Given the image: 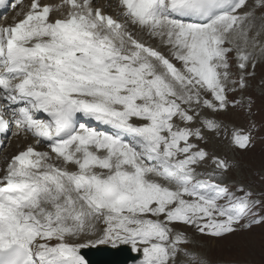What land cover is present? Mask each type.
Instances as JSON below:
<instances>
[{
	"label": "snow or ice",
	"instance_id": "6c2138e0",
	"mask_svg": "<svg viewBox=\"0 0 264 264\" xmlns=\"http://www.w3.org/2000/svg\"><path fill=\"white\" fill-rule=\"evenodd\" d=\"M116 8L31 0L22 19L0 26V134L14 125L12 135L36 138L0 168V264H88L81 250L99 245H129L139 264H200L175 225L215 239L264 226V201L243 186L242 196L230 191L225 159L213 156L211 172L194 167L209 152L193 140H208L202 128L227 136L212 116L251 114L255 100L243 93L256 76L249 45L264 31V0H117ZM78 114L116 131L78 125ZM231 139L241 150L255 145L240 128ZM42 142L50 151L37 150Z\"/></svg>",
	"mask_w": 264,
	"mask_h": 264
},
{
	"label": "rangeland",
	"instance_id": "374dc122",
	"mask_svg": "<svg viewBox=\"0 0 264 264\" xmlns=\"http://www.w3.org/2000/svg\"><path fill=\"white\" fill-rule=\"evenodd\" d=\"M257 15L259 16L260 13L258 12ZM250 35H254V32ZM263 39L264 31L261 32L258 38L259 43H262ZM259 59H264V56ZM258 70L260 73L254 81L255 87L251 89V91L258 96V114L256 119L259 121L257 126L253 129L254 147L239 154L230 152L226 147H216L214 148L215 150H213L218 154H229L233 160V167L228 174L227 181L238 186H247L252 191L257 192L258 196H261L262 201H264V84L261 82V80L264 82V64L260 65ZM255 91L260 96L257 95ZM234 112L235 110L232 109L231 112L225 114V116L231 118L235 116L233 115ZM257 127L258 130L256 131ZM19 137L22 142L26 140L22 134L19 135ZM204 240V246L201 247L199 243H196L192 248L208 260L201 257L206 264H214L218 261L227 263L264 264V226H254L251 231L238 232L225 239L212 240L205 237Z\"/></svg>",
	"mask_w": 264,
	"mask_h": 264
},
{
	"label": "bare ground",
	"instance_id": "6f19581e",
	"mask_svg": "<svg viewBox=\"0 0 264 264\" xmlns=\"http://www.w3.org/2000/svg\"><path fill=\"white\" fill-rule=\"evenodd\" d=\"M10 20V19H9ZM24 135V134H23ZM14 139H17V138H14ZM8 141H9V139H8ZM17 142H19V140L17 139V140H15V144H14V146H12V147H10V148H8V149H6V150H4V152H3V154L1 155V157H0V166H1V164H3V166L5 165V163H6V161L4 162V159L5 158H7L8 160H9V158L12 156V155H14L19 149H18V143ZM0 174H2V173H0ZM209 258V257H208ZM203 259V258H202ZM218 261V260H217Z\"/></svg>",
	"mask_w": 264,
	"mask_h": 264
}]
</instances>
